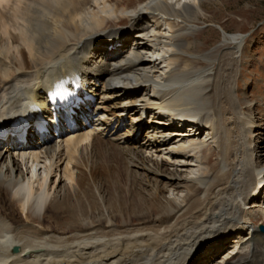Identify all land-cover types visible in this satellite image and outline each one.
<instances>
[{"label":"bare ground","instance_id":"6f19581e","mask_svg":"<svg viewBox=\"0 0 264 264\" xmlns=\"http://www.w3.org/2000/svg\"><path fill=\"white\" fill-rule=\"evenodd\" d=\"M89 2L0 0V264H201L206 251L203 264L221 255L219 264H264V235L248 214L264 188L252 159L258 121L234 98L242 38L220 30L229 47L192 58L200 0H147L126 18L121 0ZM156 46L159 82L158 59L146 57ZM131 111L162 126L142 145L156 159L134 147L132 120L121 134ZM210 140L216 155L183 177ZM168 189L184 194L166 198ZM230 238L236 250L224 254Z\"/></svg>","mask_w":264,"mask_h":264},{"label":"rangeland","instance_id":"374dc122","mask_svg":"<svg viewBox=\"0 0 264 264\" xmlns=\"http://www.w3.org/2000/svg\"><path fill=\"white\" fill-rule=\"evenodd\" d=\"M147 0H121L122 5L125 6L126 10H123V14H119L124 18L129 17L134 10L140 9L141 3ZM172 2V5H176L177 3L183 4L184 2H191L192 0H169ZM201 1V8L202 10H197V14L194 18H192L189 25L194 26V31L189 34V44L190 46V55L192 58L201 57L205 54H212L216 51H222V53L229 47L223 40V33L226 35H237L242 38L241 43V52L238 54L237 60V81L239 88L237 89V95L235 94L234 98L239 106V108H248L251 107L252 118L257 123L256 129H254V134H252L253 148L252 149V159L256 162L261 160V164L264 166V154L262 153L259 155L260 149H258V143L261 141L262 135H259V131H264V0H200ZM90 3V4H89ZM88 3L90 6L91 0ZM181 4H179L181 6ZM133 15V14H132ZM131 15V16H132ZM195 19V20H194ZM174 22L179 24L180 21L175 19ZM159 29L162 35H166L167 28L165 23L162 19L159 18L158 20ZM151 26V23L148 24ZM147 30L148 34H150V27ZM175 30L178 27L174 28ZM223 33H221V31ZM166 32V33H165ZM132 35V34H131ZM162 40V39H161ZM164 42V40H162ZM225 43V44H224ZM133 46L131 45V41L126 45V50L131 49ZM156 51L152 50V54L147 53L146 57L148 59L154 60L157 58L158 68H156L154 73V80L160 81L162 78V74L166 71V64L162 63V59H160L161 53H163L159 46H156ZM165 51V49H164ZM166 58V57H165ZM200 63H203V60H199ZM157 71V72H156ZM119 84L112 83L110 88L119 87ZM152 91L150 90V93ZM96 102H98V98H96ZM119 102L116 103V105ZM119 108H125L126 106H118ZM140 108H137L138 110ZM135 110V109H134ZM130 114V115H129ZM141 115V116H140ZM108 116L104 114L102 120L106 119ZM123 120L125 121L126 128H122L121 134L126 136L127 129L131 126L132 120V127H135L136 131L134 134L136 138L135 146L138 152L143 153V157L148 159H156L153 153V150H149L147 146H142L145 143V138L147 136L152 135V131L155 133L157 132L158 136L162 135L163 128L162 126H153L150 123L149 116H145V114H141L139 111L138 113L126 112L122 116ZM110 120V118H107ZM94 119H92L93 121ZM97 120V119H96ZM112 122L115 121V118H112ZM99 122V121H98ZM96 122L95 124H97ZM139 124V126L137 125ZM157 128V129H156ZM258 128V129H257ZM173 129V128H172ZM103 130V129H102ZM183 130V129H177ZM187 130V129H185ZM262 131V133H264ZM207 133L203 132L198 140L200 141H207ZM260 138V139H259ZM210 142V143H209ZM162 155L157 158V160L163 158L164 154L168 151L161 148L160 151ZM187 156H190L192 153L189 150ZM191 153V154H190ZM216 155L215 147L213 142L210 140L208 141L207 145L202 149L200 153H196L192 155V158L189 160V166H191L189 172L184 174L183 177H187L188 179L192 180L195 179L198 175V171L200 169V163L203 159H205L208 154ZM151 159V160H152ZM123 161V160H122ZM160 161V160H159ZM185 161V160H184ZM108 164L116 165L120 163L118 160H115L113 156L109 157ZM113 162V163H112ZM168 173L173 171L172 167H167ZM166 173V174H168ZM182 175V174H181ZM152 184V183H151ZM127 192L128 189L126 188ZM262 194H260V199L258 200V204L254 208H250L248 214L252 221H255L254 226L258 230L259 225L264 226V216L262 214H256L255 212L258 208H263L264 204H261L264 201V188L262 189ZM184 191L176 192L168 189L167 193L164 195L166 198H174L175 200H180L183 196ZM263 205V206H261ZM251 207V204L250 206ZM257 208V209H256ZM264 209V208H263ZM262 209V210H263ZM255 211V212H254ZM264 211V210H263ZM14 212L18 214V207L14 206ZM252 213V214H251ZM250 225V224H248ZM264 235V234H263ZM233 241V243H232ZM230 242V243H228ZM226 241V249H224V254H230L232 251L236 250V239L230 238ZM235 248V249H234ZM211 252V251H210ZM209 251L205 252L203 257L200 258L203 261L204 258L211 260V256H208ZM222 256V255H221ZM221 256L220 259L217 260L218 264L221 263ZM199 264V263H197Z\"/></svg>","mask_w":264,"mask_h":264},{"label":"water","instance_id":"95a60500","mask_svg":"<svg viewBox=\"0 0 264 264\" xmlns=\"http://www.w3.org/2000/svg\"><path fill=\"white\" fill-rule=\"evenodd\" d=\"M258 229H259V232H260V233L264 234V226L259 225ZM14 251H15V250H14Z\"/></svg>","mask_w":264,"mask_h":264}]
</instances>
